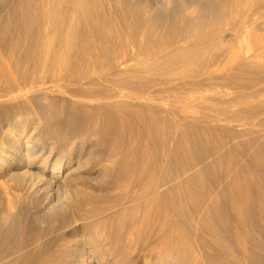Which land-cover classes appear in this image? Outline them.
<instances>
[{
	"label": "bare ground",
	"instance_id": "1",
	"mask_svg": "<svg viewBox=\"0 0 264 264\" xmlns=\"http://www.w3.org/2000/svg\"><path fill=\"white\" fill-rule=\"evenodd\" d=\"M169 4L170 1H167L166 7ZM263 6L264 0H200L197 5L183 6L180 12L175 8L162 20H153L149 17L152 8L147 5L146 0H8L6 8L0 10V129L5 123L11 125L10 120L15 123L3 130V137H0V191L5 198L0 218L1 223L6 226L0 232V258L5 252L13 254L31 235L27 231L26 211L23 213L17 208L24 186L33 187L35 193H42L43 198H47L54 189H62L60 192L67 201L63 205L59 203L58 206L48 207L44 226L52 228L55 222L75 226L88 217L79 213L78 205L83 207L86 204L91 207L92 204H98L102 201L100 196L104 188L101 187L111 185L115 175L128 171L132 164L137 165L138 161L134 156L148 153L151 158L147 165L153 164V158L157 161V158L162 157L163 167L166 169V176H163L173 185L168 196L165 194L161 201L145 205L146 209H159L164 206V202L170 208L174 206L176 210H172L174 217L171 226H184L192 232L198 252L204 260L203 264H255L259 247L256 244L258 225L264 229L263 149H251L252 145L248 144L245 151H248L249 159H243L245 151L237 148L224 157L218 153L220 142L211 138V135H200L176 120L166 121L158 112L152 111V114L143 116L140 109L136 114H141L142 122L134 127L138 132L131 140V128L128 125L127 128L123 127V123L128 122L124 120V105H121L116 117L119 128L114 129V120H110L101 110L93 112L95 115L92 113L90 119L79 120L80 118L75 117L78 111L73 105L67 106V103H57L52 99H45L43 104L36 102L28 95L31 89L28 88L27 91L25 86L36 80L52 79L60 87L66 80L77 83L86 75L98 72H105L106 75H99L98 80L119 72L122 75L120 86H127V76L134 73L161 68L175 69L179 65L188 67L199 55L208 54L215 48V40L209 42L211 38L202 35L210 20L215 18L223 22L234 18L244 28H251L249 38L254 41L253 30L262 27L253 24L251 15ZM68 9L70 18L66 15ZM184 12L189 19L184 33L199 30L198 35L192 36L194 40L188 42L184 39L177 47L166 41L142 45L140 41L147 28L154 36L181 32L183 20L179 18ZM113 16L115 18H111ZM117 18L124 22L115 30L120 33L128 29L137 39L128 43L129 47L122 42L119 49L107 56L104 64L94 66L91 72L84 68L77 69L72 57L80 59L99 46L111 47L108 43L110 28L107 25L113 24L110 19ZM145 57L152 58L142 62L147 59ZM140 59L142 61L137 67H131V61L138 62ZM251 60L255 61L254 54ZM86 97L93 99L94 96ZM146 97L138 89L114 96L121 101L133 102L148 101ZM64 108L69 117L58 119V114ZM143 128L147 130L146 137L140 132ZM46 129L51 130L55 137L61 136V139L65 135L71 138L75 133H79L80 137L88 133L92 142L94 141L92 147L101 150L93 155L91 151L94 149L91 150L90 147L85 155L80 152L73 157H70L71 154L65 156L66 153H63L64 156L59 155L60 153L52 156L55 143L45 144V140L49 139L45 137L48 133L44 134ZM67 136L64 143L68 140ZM167 142L169 147L164 149ZM118 143L120 149L117 152L114 147ZM132 150L131 155L129 152ZM206 168L210 171L207 172ZM90 170H96V174L87 172ZM135 173L140 175L138 171ZM58 181L60 184H56ZM96 185L101 186L96 188ZM69 194L77 200L76 203L68 198ZM176 202L178 207L175 206ZM179 207L182 208L181 216L178 214ZM180 217L182 221L179 220ZM108 221L109 219L102 220L103 223ZM45 227L35 232L31 240L38 242L44 235ZM98 245L96 241L86 238L64 252L56 253L47 247L38 253L13 257L7 264H87L86 259L93 257L105 264L112 261L135 264L139 258L127 254L107 258ZM143 248L140 246V250ZM151 253L152 251L143 257L144 264L153 263ZM155 262L188 264L185 256L178 260L159 259Z\"/></svg>",
	"mask_w": 264,
	"mask_h": 264
},
{
	"label": "rangeland",
	"instance_id": "2",
	"mask_svg": "<svg viewBox=\"0 0 264 264\" xmlns=\"http://www.w3.org/2000/svg\"><path fill=\"white\" fill-rule=\"evenodd\" d=\"M7 1L0 0V10L6 8ZM167 1H170V4L166 7ZM146 3L152 8V14L149 17L153 20H162L168 12H173L175 8L179 9L178 12H180L183 6L197 5L200 0H146ZM185 12L179 18V20H183L181 21L183 29L179 32V36V33L154 36L153 32L148 31L149 28H147L144 38H141L140 41L142 45L146 46L151 42L166 41L173 43L177 47L183 43L184 39L188 42L194 40L192 36L198 35L199 30L193 29L190 34L184 33L189 20L186 15L187 12ZM70 14L68 9L66 15L69 16ZM251 20L254 21V25L262 27L258 28V30H253L254 41H250L249 38L250 27L244 28L239 21H234V18H228L223 22L214 18L210 20L209 27L207 26L202 32V35L211 38L209 42L215 40L214 50L208 54H203V56L199 55L195 62L188 67L179 65L175 69L161 68L131 74L125 80L128 87L120 86L121 73L115 72L105 78L106 80H98L99 75L106 76L105 72H98L97 74L90 73L86 75L77 83L66 80L63 84L60 83V87H58L56 81L46 79L44 81L36 80L30 82L25 88H27V91L31 89L27 93L34 100H37L36 102L43 104L45 99H52V101L57 103H67V106L73 105L78 111L75 117L80 118L79 120L90 119L93 112L101 110L106 113L105 115L110 120H114V129L119 128L116 117L119 115L121 105H124L126 108L123 113L124 120L128 122L123 123V127L127 128L128 125L131 128V140L133 135L138 132L134 127L142 122L141 114H136L138 109H140L143 112V116L145 114L148 115V113L152 114V111L158 112V115L164 117L166 121L176 120L186 124L188 128L197 131L200 135H211V138L220 142L218 153L224 157L227 156L229 151L236 148L239 151L247 150L248 144L252 145L251 149L261 148L264 151V25H261L264 24V6L251 15ZM110 22L113 24L107 25V27L110 28L108 43L111 44V47L101 48L99 46V48L91 49L85 56L82 55L81 60L75 56L72 57L71 60H74L73 63L77 69L84 68V70L91 72L94 66L104 64L107 56H111L117 48L119 49L118 46L122 42L129 47L127 44L133 39H137L133 33H129L128 29H124L120 33L115 30L118 25H122L121 23L124 22L121 18L110 19ZM113 25L114 27H112ZM155 38L158 39L155 40ZM253 54L255 61L251 60ZM151 58L144 59V61L140 59L138 62L131 61L130 65L135 68L139 62L150 61ZM132 89L142 91L147 96L148 101H121L114 98L118 93ZM87 95L94 97L89 99L86 97ZM38 98L41 99L38 101ZM94 98L98 99V101ZM245 102L248 103L244 104ZM68 115V111H65L64 108L57 117L58 119H66L69 117ZM94 115L95 113H93ZM10 121L11 125L15 123L12 120ZM11 125L5 123L1 126V138L4 134L3 130L11 127ZM146 131L144 128L140 130L142 136L146 137ZM44 134H47L45 137L49 138L47 141L45 140L47 142L45 143L46 145L55 143L52 156L60 153L59 155L62 156L71 154L70 157H73L77 154L79 155L80 152L85 155L89 152L90 147L94 145V141L92 142L93 139L88 133L82 135V137H80L79 133H75L77 136L74 134V137L72 136L71 138L65 135L62 139L61 136L60 138L55 137L49 129L48 131L47 129L44 130ZM113 134L115 135V133ZM51 136H53V139H50ZM66 136L68 140L64 143ZM61 144L65 147H62ZM166 147H169L168 142L163 146L164 149ZM99 149L98 147H92V154L98 153ZM114 149L118 152L120 149L119 143ZM126 149L128 150V148ZM63 153L66 154L63 155ZM129 154L132 155L133 150ZM149 158H151V155L148 153H140L134 156V159L138 161L137 165L132 164L127 169L128 171L125 170L126 172L120 173L121 175L119 176L118 174L115 175L114 183L111 185L102 186L101 188H104L100 196L102 201L98 204H92L91 207L86 204L83 207H79V204V213L88 215L89 218L87 217L77 222L75 226L67 225L68 223L59 224L58 222H55L56 224L54 223L55 226L52 228L44 226L48 207L63 205L67 201L63 198L65 195L60 192L62 189L57 191H54V189L47 198H43L42 193H35L34 189H32L33 187L29 188L28 186L25 188L24 186L22 188V199H19L20 202L17 201V208L19 207V210L21 209L23 213L24 211L27 212H25L28 222L27 231L31 235L13 254L3 253L0 258V264H7L11 258L16 256L38 253L47 249V247L56 253L64 252V250L70 249L71 246L74 247V244L78 241L86 238L96 241L99 244L98 247L100 246L99 248L107 258L127 254L139 257L135 264H144L143 257L152 251L150 254L152 256V264H157L155 261L159 259L178 260L182 256H185L188 264H203L204 260L198 252V246L192 236V232L184 226H178L177 228L174 225L171 226V221L174 217L172 210H176L174 206L170 208L164 202V206L159 209H149V207L146 209L145 205H151V203L153 205L154 202L161 201L163 199L162 196L165 194L168 196L169 189L173 185L172 182L164 177L166 176L164 175L166 169L163 167L162 157L157 158V161L156 159L154 161L153 158L151 160L153 164L149 163L147 165ZM244 158L249 159L248 151L243 152ZM11 162L13 161L11 160ZM137 171L140 172V175L135 173ZM206 171L209 172L210 170L206 168ZM87 172H93L92 175L96 174V170ZM189 173L186 175H189ZM56 184H60V181ZM98 186L101 185H96V188H99ZM30 190H33V192ZM26 191L27 193H25ZM67 196L71 198L72 202L76 203L77 200L70 194ZM4 200L5 198L0 191L1 211L4 207ZM175 206H179L177 202ZM181 210L182 208L179 207L178 214L180 216ZM1 211L0 215L3 214ZM181 218H179L180 221H182ZM105 219H109V221L103 223L102 220ZM41 227L46 229L44 235L40 238L41 242L40 240L38 242L32 241V235L41 230ZM259 227L260 225H258L256 234V244L259 247L255 256L257 261L255 264H264V229L262 226ZM5 228L6 226L1 223L0 218V232H3ZM140 246L144 248L140 250ZM86 261L87 264L101 263L94 257L86 259ZM109 263L125 264L117 261Z\"/></svg>",
	"mask_w": 264,
	"mask_h": 264
}]
</instances>
